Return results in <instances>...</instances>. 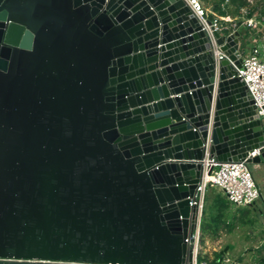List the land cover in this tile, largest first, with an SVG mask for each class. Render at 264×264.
Masks as SVG:
<instances>
[{
	"label": "water",
	"instance_id": "1",
	"mask_svg": "<svg viewBox=\"0 0 264 264\" xmlns=\"http://www.w3.org/2000/svg\"><path fill=\"white\" fill-rule=\"evenodd\" d=\"M207 25L218 63L182 0H0V264L191 263L206 149L264 164Z\"/></svg>",
	"mask_w": 264,
	"mask_h": 264
},
{
	"label": "built area",
	"instance_id": "2",
	"mask_svg": "<svg viewBox=\"0 0 264 264\" xmlns=\"http://www.w3.org/2000/svg\"><path fill=\"white\" fill-rule=\"evenodd\" d=\"M182 1L207 32L212 46L213 58L216 63L226 58V56L219 50V46L216 45L215 38L207 25V21L211 23L214 31L219 35L228 36L237 31L238 22H240L241 27H247L261 36L255 39V43L250 48L241 52L242 67L241 69H236V76L244 84L255 107L256 115L264 126V37L262 36L264 35V21L256 15L248 17L252 0H247L249 5L240 8L237 16L234 18L229 15H219L213 10L204 7L200 0ZM229 7L228 0H225L219 5L222 12H226ZM235 21L238 22L236 23ZM261 154H264V139L262 146L249 153V157H257ZM252 165L253 169L262 166L264 172V164L258 163ZM253 169L244 161L218 163L208 155V149H206L204 160L202 161L201 179L196 188L195 202L191 203V205L195 206L196 222L191 238L192 260L190 264H208L205 260L197 259L199 255L197 246L199 244V227L203 200L208 187L221 191L233 208L250 207L259 199L262 200V204L264 205V194L261 195V188L264 191V176L259 186L255 181Z\"/></svg>",
	"mask_w": 264,
	"mask_h": 264
},
{
	"label": "rangeland",
	"instance_id": "3",
	"mask_svg": "<svg viewBox=\"0 0 264 264\" xmlns=\"http://www.w3.org/2000/svg\"><path fill=\"white\" fill-rule=\"evenodd\" d=\"M201 1V0H200ZM204 7L211 9L210 3L201 1ZM264 0H252L251 5L258 7ZM230 8V7H229ZM228 8V9H229ZM231 17H235L236 12L230 8ZM256 15V14H254ZM230 16V15H229ZM236 23L238 21H235ZM252 31V30H251ZM264 31V30H263ZM262 33V32H261ZM264 37V35H262ZM261 37V36H259ZM258 37V38H259ZM256 37L244 50H247L255 43ZM263 41V40H262ZM253 169V165H250ZM259 179H263V167L253 169ZM211 190L208 195L211 196ZM264 194L261 188V195ZM241 208H233L231 213H235L230 231L222 229L216 238L205 237L198 244V254L206 257L208 262L215 260V254L223 252L220 264H262L264 261V205L259 199L254 206L249 207L246 212H240ZM245 209V208H243Z\"/></svg>",
	"mask_w": 264,
	"mask_h": 264
},
{
	"label": "trees",
	"instance_id": "4",
	"mask_svg": "<svg viewBox=\"0 0 264 264\" xmlns=\"http://www.w3.org/2000/svg\"><path fill=\"white\" fill-rule=\"evenodd\" d=\"M205 3H210L211 8L214 12L218 13L219 15H230L232 16V12H229L228 10L230 8L234 9L236 12V15L238 13V10L240 8L246 7L249 5L247 0H228L230 8L226 12H222L219 8V5L223 3L225 0H201ZM256 14V16L264 21V3L260 4L258 7L250 5L249 14L248 17L253 16ZM237 31L239 32L241 39L239 41V50L241 52L244 51L246 46L252 42V40L256 37H259L258 33H255L254 31H251L247 27H241L240 22H238V28ZM208 190H211V196L208 195ZM254 206V205H252ZM250 206V207H252ZM249 207H245V209L241 208L239 211L244 213L247 211ZM233 207L232 205L227 201L224 194L212 187H208L204 194V200H203V208H202V215L200 220V236H199V242H202L205 237L210 238H216L218 236V233L222 229H227V231L231 230L232 227V221L235 218V213H231ZM223 252H220L218 254H215V260L212 262H208L206 257H203L201 255L197 256L198 260H205L208 262V264H220L222 260V254ZM264 264V261H262Z\"/></svg>",
	"mask_w": 264,
	"mask_h": 264
},
{
	"label": "crops",
	"instance_id": "5",
	"mask_svg": "<svg viewBox=\"0 0 264 264\" xmlns=\"http://www.w3.org/2000/svg\"><path fill=\"white\" fill-rule=\"evenodd\" d=\"M233 18V17H232ZM255 33H257V32H255ZM261 35V34H260ZM240 44V43H239ZM256 172H254V177H255V181H256V183L260 186L261 185V181H262V179H259L256 175Z\"/></svg>",
	"mask_w": 264,
	"mask_h": 264
}]
</instances>
